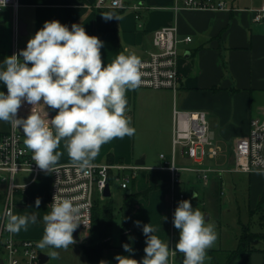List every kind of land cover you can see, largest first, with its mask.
Listing matches in <instances>:
<instances>
[{
	"label": "crops",
	"instance_id": "obj_1",
	"mask_svg": "<svg viewBox=\"0 0 264 264\" xmlns=\"http://www.w3.org/2000/svg\"><path fill=\"white\" fill-rule=\"evenodd\" d=\"M94 1L18 0L17 10L1 8L0 63L16 50L18 53L26 48L27 41L43 27L44 22L54 19L67 25L69 29L73 23L82 24L87 34L103 41L101 57L105 65L112 62L119 53L148 56L156 49V29L168 24L177 25L178 36L182 39L178 43V88L173 90L139 86L128 91L126 98L130 110L126 115L131 118V126L136 129L135 135L116 138L102 145L93 161L139 165L141 167L137 169L136 176L140 172L144 182L139 192L144 193V196L136 201L131 218L129 245L133 252L124 251L122 235L119 241H113L111 236V245L104 249L103 260L108 264H117L114 257L119 254L141 261L146 247L142 227L149 223L155 228L154 234L161 240L169 242L173 248L176 244V228L173 225L175 210L171 209L175 187L171 182L170 171L162 168L165 160L172 155L175 107L206 111L208 124L221 147L220 153L215 157H205L198 162L191 158L192 165L210 168L209 180L219 177L223 184L224 179L232 182L249 215L260 203L264 207V171L232 169L234 141L248 134L252 116L264 114V27L254 20L255 12L264 6V0H226L232 7L230 10L182 6L175 8L176 4L181 5V0H142L140 20L135 17L131 8H98ZM103 13H113L119 20H105L101 15ZM186 36H191V40H184ZM6 91V85L0 82V92ZM21 108L26 116L31 112L32 105L23 102ZM33 111L46 120L56 115V110L43 105L34 106ZM10 126L8 122L0 121V131H5ZM64 143L61 141L57 149L63 153L59 164L72 163ZM178 151L182 150H177L176 160ZM162 153L166 159L161 158ZM185 172H192L203 181L198 172ZM40 176L46 177L48 188L35 189L31 186ZM37 178L23 183L16 190L15 195L18 194L20 202L14 205L13 214H39L42 210L44 216L50 211L48 189L51 174L43 171ZM191 186L192 183L183 178V183L176 186V189L186 191ZM194 192L197 198L199 194ZM187 194L190 195L193 206V193ZM37 197L41 199L38 209L35 206ZM40 215L36 224L29 225L27 231L21 230L14 234L15 237L41 241L44 222ZM135 221H140V226ZM244 223L245 221L239 220L238 231L231 240H226L222 231L217 233V240L210 249H234L238 245ZM256 240L263 241L256 244ZM253 244L256 249L249 255L238 258L233 264H264V238L255 239ZM181 255L177 252L175 264L183 261ZM207 256L211 259L209 264H212L209 251ZM172 261L170 256L169 264Z\"/></svg>",
	"mask_w": 264,
	"mask_h": 264
},
{
	"label": "clouds",
	"instance_id": "obj_2",
	"mask_svg": "<svg viewBox=\"0 0 264 264\" xmlns=\"http://www.w3.org/2000/svg\"><path fill=\"white\" fill-rule=\"evenodd\" d=\"M0 4L5 7L6 0H0ZM101 15L105 20H119L113 13ZM103 46L104 42L87 34L82 24L73 23L69 29L54 19L44 22L26 48L0 63V82L7 88V94L0 92V121L22 129L23 143L32 160L46 173L57 172L63 155L57 150L61 141L73 165L88 175L102 145L135 135L136 129L126 115L130 110L126 93L142 83L141 60L135 54L119 53L105 65ZM23 102L32 105L27 118L18 116ZM36 105L56 110V115L49 118L46 112V120L33 111ZM40 204L37 197V209ZM50 205L51 210L43 216L44 234L38 246L67 250L76 243L73 233L80 224L82 206L58 195V189ZM3 216L11 234L27 231L30 224L37 223L36 214L17 215L6 209ZM173 225L179 230L174 248L154 234L150 223L145 224L142 260L117 254V264H169L170 256L175 264L177 252L183 254L182 264H204L207 251L217 240L215 226L206 220L205 213L194 208L190 200H181L173 214ZM122 247L125 252H133L127 243ZM48 255L50 259L59 258L55 250ZM100 264L108 262L101 260Z\"/></svg>",
	"mask_w": 264,
	"mask_h": 264
},
{
	"label": "built area",
	"instance_id": "obj_3",
	"mask_svg": "<svg viewBox=\"0 0 264 264\" xmlns=\"http://www.w3.org/2000/svg\"><path fill=\"white\" fill-rule=\"evenodd\" d=\"M18 0H6V6L17 10ZM94 5L98 8H114L117 10L133 9L135 17L140 20L142 0H95ZM185 8H209L216 10H230L226 0H181V5L174 7ZM4 8L0 4V9ZM254 20L264 27V6L257 9ZM142 25V23H139ZM182 39L178 36L176 24L164 25L156 29L154 44L156 49L146 57H139L142 67L140 69L141 87L154 89L171 88L176 90L179 85L178 43ZM191 40V36L184 38ZM20 51V50H19ZM17 50L15 51V53ZM7 94V91L5 92ZM23 109H18V116L27 118L30 114L24 115ZM22 129L14 128L12 125L5 131H0V183L6 184V201L0 217V264H47L42 262L39 242L30 238H16L5 228L4 211L14 210V197L16 190L22 187L15 181V176L23 172L33 174L32 181L43 172L32 160V153L26 149L23 140ZM181 149L184 154L200 161L205 157H215L221 147L217 143L214 131L208 124L207 113L204 110H184L174 108V128L172 136V155L166 159L165 154H160L166 159L162 168L168 169L171 173V182L175 187L172 195L171 209L174 211L181 200H190L191 197L183 189H176V186L183 183L182 173L195 171L206 183L209 180L208 167L194 165H179L176 160V152ZM233 170L264 171V114L254 115L250 120L249 132L246 136L237 138L233 143ZM93 167L90 174L85 175L73 163L59 164L57 172L51 174V183L48 189V202L51 210L53 195L73 199L74 203L81 205L79 219V234L81 239L88 235L93 220V209L95 200H105L106 186L113 180L120 182L123 188L128 187V181L136 176L139 165H124L115 162H92ZM179 170V171H178Z\"/></svg>",
	"mask_w": 264,
	"mask_h": 264
},
{
	"label": "rangeland",
	"instance_id": "obj_4",
	"mask_svg": "<svg viewBox=\"0 0 264 264\" xmlns=\"http://www.w3.org/2000/svg\"><path fill=\"white\" fill-rule=\"evenodd\" d=\"M177 163L179 165H192L193 161L191 158L185 156L182 151L177 153ZM211 164V162L209 161ZM189 175V177H187ZM143 176V175H142ZM140 172L136 178H132L128 181V188H122L121 184L117 180H113L110 183L111 196L110 200L114 207V224L112 230V240L119 241L121 238V214L120 210L123 207L125 198L130 190L134 194L133 204L136 205V201L144 196V193L140 192V187L144 183ZM33 174L30 172L19 173L15 176V181L19 184H23L31 180ZM182 177L186 179L189 183H192L191 187H187L186 191L192 194L196 191L199 196L193 198V207L199 208L206 215V220L209 223H212L215 226L216 233L220 234L221 231L223 235L226 236V240H231L235 237V232L238 231V222L241 219L245 221V225L248 226L252 232L257 233L259 236L264 237V207H257L251 211V214H248L247 207L243 203V199L238 194V189L235 188V185L232 182H227V179H224V184L221 181V178H211L206 183L192 173V172H183ZM32 187L46 189L49 186L46 177H38ZM18 195V194H17ZM15 195L14 200L15 204L20 202V198ZM6 201V184L0 183V217L3 212V207ZM109 199H106L101 206L107 203ZM36 214L37 220L40 218L38 215L43 216V211L38 214L37 212H32ZM31 214V215H32ZM31 225V224H30ZM91 233L82 237L80 242H76L73 246H69L67 250L64 249H51L45 248L41 251L48 255L52 250L59 252L58 259H49L47 264H89V260L86 257L81 243H86L90 240ZM179 240V230L176 229V242ZM263 240H256L255 243H260ZM40 242V241H39ZM49 256V255H48ZM183 258V254L181 255ZM210 257H206L204 264H209ZM212 263V261H211ZM177 264H182L178 262Z\"/></svg>",
	"mask_w": 264,
	"mask_h": 264
},
{
	"label": "trees",
	"instance_id": "obj_5",
	"mask_svg": "<svg viewBox=\"0 0 264 264\" xmlns=\"http://www.w3.org/2000/svg\"><path fill=\"white\" fill-rule=\"evenodd\" d=\"M134 194L128 193L123 207L121 208V235L124 244H129L131 236V218L134 210L133 204ZM264 199V196H263ZM262 199V200H263ZM103 200L96 199L93 209V220L90 229L91 238L86 243H81L82 249L89 260V264H100L103 260V251L106 247L110 246V239L112 236L114 224V207L109 199L103 206L100 205ZM258 207H262L260 203ZM242 224V231L239 236L238 245L231 250L222 249H209L211 254L212 264H233L235 260L243 255H249L255 246L254 240L257 238H264L257 233L252 232Z\"/></svg>",
	"mask_w": 264,
	"mask_h": 264
},
{
	"label": "water",
	"instance_id": "obj_6",
	"mask_svg": "<svg viewBox=\"0 0 264 264\" xmlns=\"http://www.w3.org/2000/svg\"><path fill=\"white\" fill-rule=\"evenodd\" d=\"M105 195L106 196H110L111 195V191H110V186L109 185H107L106 186V189H105ZM73 237H74V240L76 241V242H79L80 240H81V236H80V234H79V228L77 227V229L74 231V233H73ZM40 258H41V261L42 262H44V261H47L48 259H49V256L47 255V254H45V253H41L40 254Z\"/></svg>",
	"mask_w": 264,
	"mask_h": 264
}]
</instances>
